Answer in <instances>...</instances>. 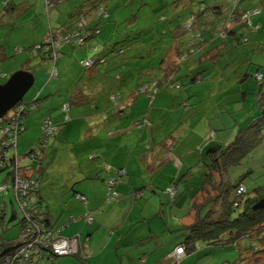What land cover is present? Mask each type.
Listing matches in <instances>:
<instances>
[{
	"label": "crops",
	"instance_id": "1",
	"mask_svg": "<svg viewBox=\"0 0 264 264\" xmlns=\"http://www.w3.org/2000/svg\"><path fill=\"white\" fill-rule=\"evenodd\" d=\"M40 1L42 9L48 10L49 20L51 15H56L55 22L57 26L52 31L62 26L70 30L74 29L75 15L80 10V5H82L84 0H71L65 5L50 4L49 7H46L42 0ZM115 1L112 0L110 6ZM234 1L238 2V5H244L247 0H233L232 2ZM20 2L21 5L17 10L19 12L20 8L23 12H17V17H20V14H23L33 5V1L29 0H20ZM129 2L130 4L132 2L137 4L136 0H130ZM225 2L228 6L232 5V3H227L228 1ZM262 5L263 3H261L260 7H257L259 12L261 7H263ZM168 7H174V11H176L172 16L177 15V12L181 10V15H183L181 17H187L188 10L185 9L186 6L179 3L178 5H174L172 1L171 4L170 2L165 3L162 10L166 11ZM216 8L222 13L219 4ZM54 9L56 11H53ZM236 9L238 8L233 7L234 12ZM245 9L247 10L249 8ZM108 11L110 13L108 19L111 17L118 21L115 5L108 9ZM226 15L224 16L225 19ZM62 16H64V22L59 23ZM220 17L216 16L214 12H211L206 18H202L203 21L201 24L204 29V45H202L197 53L201 56L198 62L201 63V61L208 60L213 64L210 66L199 65L194 67V64L189 63L186 67L188 68L187 73L192 84L202 80L203 75L201 73L206 70L214 69V71H220L219 74L223 77L224 71L218 67H222L225 70L232 68L228 63L222 62L226 58L224 56L225 51L235 47V44L240 45L247 42L244 41L245 38L242 35H239V30L242 29V26L237 23L231 24L227 32L224 35L222 34L223 36H218L225 27L224 25L222 27L223 20ZM251 17L250 25L248 26L254 25ZM112 21L110 19L106 23L99 24V33L91 38L89 37L82 46H79L82 48L77 52L74 51V45H65V47H62L60 59L57 58L55 61L56 64L54 63V66L59 65V70L55 68L57 72L56 79L61 74H65V60L64 62L62 61L65 53H71V55L79 53L80 57L75 56L77 63H74V69H79L80 71L79 61L91 57L94 54H97L95 56L96 58L106 56V61L108 63L112 62L109 59L114 57L110 58L111 54L108 55V53L112 51V47L115 48L113 46L115 44L113 42L114 39L121 38L118 31L119 28H117L118 24ZM172 23V20H169L167 29H172ZM258 23L255 25H258L256 30L260 27ZM95 24V22H90L91 26ZM150 25H153V22ZM231 28H233L232 30L235 33H229V29ZM239 36L242 37L243 43L235 40ZM162 37L164 39L159 38L153 32L144 39L138 36V41L133 40L135 44L133 45L131 43L133 46L130 47V50L133 49L134 52H137L135 48H137L136 45L138 44L141 47L144 45L146 47L152 46L153 51L158 52V63H156V60L154 63L145 60L149 57L147 55L148 52H137L134 55H139L138 58L143 60L141 63L136 62L135 68L131 69L135 75L132 79V81L134 80L132 83L134 87H138L142 83H144L145 87L147 86L145 84L150 83V89L153 86L152 81L159 82L158 92L151 99L144 97V94L148 95L147 92L149 89H147L145 93L135 92L128 95L124 103L117 102L114 104L116 98H114L113 90L109 91L110 88H107L106 85L102 86L101 83H98L100 76L103 75L101 68L105 66L104 64L89 71L90 74L86 76V79L83 77L86 81H81L79 84H71L70 77L75 72L67 70L66 74L70 73V76L65 79L63 86L58 83L51 86V88H46L48 84L38 87L36 91V95H38V107L35 111H32L33 113L31 115H27L23 119V130L16 138L15 154L20 161L19 150L24 152L22 154L23 157L27 156L29 150L41 135V125L44 118L49 119L51 125L55 127V131L47 139L46 147L42 151L40 163H35L37 166L35 165L31 166L30 169H25L20 167L19 161V173L25 179L38 181L39 189L30 195L32 200H39L37 210L44 215L51 228L59 230L60 237H76L79 241L78 252L85 257L80 258L75 256L76 258L73 257L74 259L68 258V261H58L57 259L60 257L50 260L49 255L46 254V260L43 264H78V262L80 264L81 262L82 264H95L94 261L96 259H98V264H148V261L150 264H175L169 256L173 249L184 241V237L187 235L185 227L193 222L194 216L190 210V205L192 197L196 193L198 185L203 178L201 173L205 171L204 163L207 158L206 152L204 153V151H207L213 142L225 143L227 140H225L223 135L217 138V130H215L213 138H206L205 146L202 148V145H200L202 138L198 135V132L201 131L198 130L193 133L192 138L195 137V139L191 141L195 146L189 148L188 144L185 146L184 136L188 137L186 132L190 124L188 126L183 125V132L175 134L170 129H167L169 127L168 122L159 120L161 115H153L155 112L153 104L161 101V98L166 97L162 95L157 99V94L161 90L167 91L168 96L179 97L181 99V103L179 102L180 105L182 102L188 100V103L196 100L193 105L199 104L201 106V102L203 101L202 98H199L194 93L188 94L187 96L182 94L180 90L175 92L172 87L173 84L170 81L168 82V76L171 81H175L178 80L177 75L179 76L182 73V71L180 72L182 69L180 63L178 67L175 66L177 64V49H184L185 37L181 35L176 40L174 36L166 32ZM41 38L29 42L27 44L29 45L28 47L42 40ZM218 40H221L219 44L217 43ZM117 41L115 42L117 43ZM224 47L225 50H223ZM65 49L66 51L64 52L63 50ZM35 54L41 65L46 63L49 66L50 61L48 59L41 57L37 53ZM30 58L29 56L26 57L25 62L30 61ZM228 58L233 65H236V63L232 62L231 56ZM245 59L246 55L244 54L240 58L239 64L242 65ZM242 68L243 66H240L239 69ZM21 70L27 71L23 68ZM233 70V74H236L234 78H237V81L243 82L248 78L246 74L248 75L249 70L244 75L242 74L244 76L242 80L237 77L238 72L236 71H238V68L233 67ZM50 71L48 76L51 81L54 78L50 77ZM199 72L200 76L198 75ZM195 75L200 77L198 81L193 80ZM181 76L185 77L183 74ZM262 79H264V76ZM262 85H264L263 82ZM182 87L184 90L187 88V85H182ZM100 89L108 91L107 99L111 103L109 108L105 105L106 103L96 101L98 95L93 94V92L94 90ZM205 90H207V87H205ZM170 91H174V93H169ZM56 96L58 98L63 97V100L55 101L54 97ZM245 96L246 94L242 92L240 95L242 101ZM102 100L103 98L100 101ZM88 105L89 107H87ZM63 106L68 107L67 112L62 111ZM197 108L198 106L190 109L189 114L192 115L191 117L195 113L193 110L196 111ZM65 116L67 117L66 121ZM254 116L251 117L253 118ZM250 118L249 120L252 119ZM51 138L52 141L50 140ZM50 143L51 146H49ZM197 146H200V149H196L195 147ZM48 149L50 150L49 152H47ZM61 153L65 159L64 164L71 175L70 178L63 181L62 185L59 183V180L53 178L52 174H47L50 168H52L50 166L54 164L55 159ZM65 155L66 157H64ZM92 155L93 157L91 158ZM60 163L58 162V164ZM121 169L126 173L123 176H119V170ZM197 172L200 174L196 175ZM193 175L196 176L192 177ZM110 177L118 178V184L115 186L118 197L116 195L117 202L114 205L106 206V201L108 200L106 196V181ZM180 183L188 184L185 189H182L179 195L178 185ZM3 184L8 185V187L12 186L11 178L6 177ZM170 185H174L177 191L174 199H170L165 193L166 188ZM8 190L12 189L9 187L5 191ZM158 191L162 194L159 195ZM77 195L84 196L86 203L84 204L79 201ZM181 198L184 204H181ZM143 199L145 205L138 207V210L133 213L135 209L134 204L136 203L139 206L138 202ZM128 202L130 207L121 223L120 227L122 228L117 229L120 227L115 225L116 220L121 218L123 212L116 216L114 210L123 204V208L127 207ZM148 203H151L152 210L146 214L145 209ZM113 213L114 215L110 219ZM70 216H73L75 220L78 217L77 222H70ZM82 217H89L91 221L81 224L78 220ZM72 222H76L73 224L74 227L68 228L67 226ZM19 231L20 229H18L15 238L18 236ZM3 238L4 236L0 235V240L3 241L1 245L15 241V238L11 240ZM84 239H87V249L82 247ZM105 240L110 242L105 243ZM110 245L114 248L116 258L109 256V260H106L105 255H107V249ZM95 252L99 256L94 257L91 263L88 259ZM108 255H111V253ZM188 256L189 254H186L179 262L188 261L190 258Z\"/></svg>",
	"mask_w": 264,
	"mask_h": 264
},
{
	"label": "rangeland",
	"instance_id": "2",
	"mask_svg": "<svg viewBox=\"0 0 264 264\" xmlns=\"http://www.w3.org/2000/svg\"><path fill=\"white\" fill-rule=\"evenodd\" d=\"M7 1L8 0H0V12L3 10V4ZM29 1H33L32 2L33 5L29 7L28 10H26L23 14H20V17H17L16 16L17 14L16 15L2 14V16L0 17V45L4 46V54L7 55L4 58V60L0 62V84L4 83L9 76L20 71L22 68L32 73L34 76V84L32 88L27 92V94L23 97L22 102L24 103H28L33 100V98L36 95V91L38 87H40V85L43 86L44 84H48L46 85V88H51V86L59 83L60 85L63 86V84L65 83L64 82L65 79L70 76L69 75L70 73L66 74L67 70L75 72V74L72 77H70L71 84L72 83L79 84L81 81H86L85 80L86 76L90 74L89 70L84 71L81 68L80 71L79 69H74V63L75 64L77 63L76 57H80L79 53L75 55H71V53L69 54L65 53V55L62 57V61L64 62L65 60L64 63L65 74L64 75L61 74V76L58 79L54 78L51 79L50 81L48 74L49 71L51 70L50 68L52 67L51 63H49V66L46 63L41 65V63H39L38 57L35 54V51L32 52L31 51L29 52V50L17 51V49H20L21 47L26 49L29 48L28 47L29 45H27L29 42H31L34 39L38 40L44 34L41 38L43 40L46 37V35H48L57 26L55 22L56 15H51L49 20L47 14L48 10L42 9V5H40L41 3L40 0H29ZM129 1L116 0L115 3L108 8L110 9L112 6L115 5V9L117 12L116 18L118 19L119 22L117 20L112 19L111 17L110 19L111 21L113 20L116 24H118L117 28H119L118 31L121 35V38L116 40L114 39L113 42L116 43L115 41L119 40L115 44V48L123 49L124 53L114 58L110 57L112 58L109 59L112 60V62L110 63L105 61L104 63L105 66L101 68L103 70V75L100 76V79L99 77H97L99 79V80L97 79L98 83H101L102 86L106 85L107 88H110L109 91L113 90L114 92L113 94L115 96L114 98H116L114 104H116L117 102L124 103L125 98L128 95L140 90L139 88L141 86L134 87L132 85L134 81V80L132 81V79L135 75L133 74L131 69L135 68L136 62L141 63L143 59L138 58L139 55H134V54H136L139 51L141 52L146 51L148 52L147 55H149V57L146 58L145 60L149 61L150 63H154L155 60L156 63H158L159 60L157 59L159 58L157 57L158 52L153 51L152 46L146 47L144 45L141 47V45L138 44L136 45L137 48H135L137 49V52H134L133 49L130 50V47L133 46L135 42L133 43V45H131V43H127L126 41H128L129 38H133L136 32L141 33L147 29H149L150 31L152 30V32L155 34L160 33L164 29L166 24V22H162V18L170 19L172 18V14L176 12L174 11V7L172 8L168 7L166 11L162 10L165 3L170 2L171 4L173 0H136L137 4L135 2H132V4H130ZM197 1H199V6L201 7V10L204 9V7L206 6L208 7V9H206L204 12L206 16L211 13L213 7L218 6V4L220 5V9L222 11V15H220L221 16L220 18L221 20H223L222 27L223 25H225L224 16L233 10V6L232 5L228 6L225 2L228 1L227 3H231L233 0H197ZM66 3L67 2H64V4L63 3L60 4L65 5ZM261 3H263L262 5L263 7H261L260 12L259 10H257L255 14L251 15L252 16L251 21L252 22L254 21V25L248 27H242V29L239 30L240 33L239 35H242V37L245 38V41L247 42L240 45L235 44V47H233L232 49L229 48L225 51L224 56L226 58L222 62L228 63L229 65L232 66V68H227L225 70L222 67H218L222 71H224L223 77L220 76L219 74L220 71L217 70L214 71V69L206 70L201 73L203 75V79L195 84H192L190 81V77L187 73L188 68L186 66H188L189 63L194 64V67H197L199 65L210 66L213 63H211L208 60L201 61V63H199L198 60L201 58L200 54L192 55L188 57L185 60V62L180 63V66L182 67L180 72L182 71V73L179 76L177 75L178 80H175V85L172 87L174 88L175 92H178L180 90L182 94L187 96L188 94H193V93L196 94L199 98L203 99V101L201 102V106L199 104L193 105V103L196 100L190 101V103H188L189 101L188 100L182 102V104L180 105L179 102L181 99H179V97L175 98L172 95L168 96V93L165 90H161L157 94L158 95L157 99H159L162 95H165L166 97L165 98L163 97L164 99L161 98L162 99L161 101H157L153 104V109L155 110L153 115L154 116L161 115L159 120L160 121L165 120L166 123L168 122L167 124L169 127L167 129H170V131H172L175 134L176 133L179 134L183 132V125L188 126L190 124L186 132V134H188V137L184 136V143H186L185 146L187 144L189 148L195 146L194 143H192L191 141L195 139V137L192 138L193 133H195V131L197 132L198 130L201 131L198 132V135L201 136L202 138V141L200 142L202 148L205 146V141L207 140L206 138H210V137L211 139L213 138V136L215 135L214 132L215 130H217L216 131L217 138H220V135H223L225 140H227L225 142H229L234 137L236 131L239 128L246 125L249 122L248 121L249 118L256 114L258 110L257 93L260 90L259 84L261 82H263L264 84V79H262L263 81L258 82L254 77L257 70L258 73L264 76V0H247L246 4L244 5L242 4L238 6L239 10H244V8H249L250 10H252L254 8L260 7ZM15 4L17 5L18 8L21 5V2H16ZM21 11L23 12V10H20L19 8L18 13H20ZM53 11L56 10L54 9ZM181 13H182L181 10L180 12H177L178 16L177 15L176 16L178 20H183V17H181L183 15H181ZM110 19L108 21H110ZM62 22H64V16H62L59 21V23ZM152 22H153V26H152L153 28L151 29V27H149L148 25H150ZM201 23H202V18L200 17L196 22V27L204 33V29H201ZM257 23L260 26L257 29L258 31L256 30L258 25L255 26ZM148 35H151V32L149 34H144V35L142 34L139 37L144 39L145 37H148ZM218 36H222V35H218ZM220 41L221 40H218L217 43L219 44ZM68 45H74V44H68ZM144 47H146L145 50H143ZM81 48L82 47L75 46L74 51L77 52ZM223 50H225V47ZM63 51L65 52L66 49ZM243 53L246 55V59L244 60V63L241 65L239 63H240V58L244 56ZM28 56L31 57L30 61L25 62L26 57ZM132 56L133 58H131ZM230 56L232 62L236 63V65H233L230 62L228 58ZM98 66L99 65L94 66V68H98ZM240 66H243V68L239 69ZM233 67L238 68V71L236 72H238L237 77L240 80L244 78L243 75L245 74V72H247V70H249L248 78L243 82L237 81V78H234L236 74L235 75L233 74L234 71ZM55 68L59 70V65L55 66ZM94 68H92L91 70H93ZM182 74L185 75V77H182L181 76ZM182 85H187V88L183 90ZM205 87H207V90H205ZM241 91L246 94L243 101L240 98V95L242 93ZM172 92L174 93V91H170L169 93ZM93 94L98 95L97 96L98 98L96 99L97 102H104L106 103L105 105L107 106V108H109L111 103H109L107 99L108 98L107 90L104 89L94 90ZM237 94H238V99H237ZM144 97L146 99L150 98L146 94H144ZM102 98L103 100L100 101ZM54 100L55 101L63 100V97L58 98V96H56L54 97ZM197 106H198L197 110L196 111L193 110V112L195 113L193 117H191L192 115L189 114L190 109H194ZM87 107H89V105ZM203 109L205 110L203 111ZM29 115H31V113ZM189 118L191 119L189 120ZM209 126L211 127L209 128ZM50 140L52 141V138ZM49 146H51V143L49 144ZM195 148L200 149V146H197ZM49 151L50 150L48 149L47 152ZM205 152L206 151H204V153ZM23 153H24L23 151L19 150V156L21 157V161L19 159L20 167H23L25 169H30L31 166H35L36 165L35 162H32L28 156H24V157L22 156ZM64 157H66V155ZM64 161L65 159L63 158L61 153V155H59V157L55 159L54 164L50 166L52 168H50V170L47 172V174L50 173L52 174L53 178L59 180V183L61 185L63 184V181L65 179L70 178L71 176L66 168V165L64 164ZM58 162L61 163L58 164ZM7 173L8 170L0 171V186L6 180ZM198 174L200 173L197 172L196 175ZM201 174L203 175L204 173L202 172ZM196 175H193L192 177H195ZM48 176L50 177V175ZM228 177L230 182L232 183L240 180L242 185L246 188L248 194L251 192L253 188L263 186L264 185V142L261 143L251 153V155L242 158L239 165L230 168L228 172ZM187 184L188 183L185 184L180 183L178 185L179 195L182 189H185L187 187ZM115 192L118 197V193L116 189ZM158 194L161 195L162 193L158 191ZM117 197L115 196L110 200L108 199L106 201V206L114 205V203L117 202ZM138 203L139 206L136 203L134 204L135 209L133 210V213H135L136 210H138V207L145 205L144 199ZM181 204H184L183 200ZM123 205L117 207L114 210L116 216L123 212L121 218H118L116 220L115 225L118 227L121 226L123 218L127 214L130 207L129 202L127 204V207L123 208ZM16 208L17 207L14 201L13 191L8 190L3 193L0 192V210H3V214L5 215L3 219L0 220V235L4 236L3 239L11 240L15 238V236L17 235L19 229L18 220L20 219V213ZM151 210H152L151 203H148L147 208L145 209L146 214L150 213ZM13 211L15 212L18 218L15 221L9 223L8 219ZM113 215L114 213L111 215L110 219L113 217ZM76 218L78 219V217ZM78 221L81 224L87 223L86 217L85 218L82 217L81 219L79 218ZM76 222H72L67 227L68 228L74 227L73 224ZM121 228L122 227L117 229H121ZM65 239H69V238H65ZM2 242L3 241L0 240V246ZM109 242L110 241L105 240V243H109ZM107 252H108L107 255H105L106 260L107 259L109 260L110 257L116 258V255L114 253V248L111 245L108 247ZM110 253L111 255H108ZM98 256H99L98 253L95 252L88 260H90V262L92 263L94 257H98ZM73 257L74 256H65V257L63 256L58 258L57 260L68 261V258L74 259ZM188 257H190L188 261H181L177 264H223L224 262L227 264H233L239 256L233 247H226L225 249H221L214 246L212 247V246L203 245L197 250L190 253ZM97 261L98 259L94 261L95 264H98ZM78 264H80V262H78ZM148 264H150L149 261Z\"/></svg>",
	"mask_w": 264,
	"mask_h": 264
},
{
	"label": "trees",
	"instance_id": "3",
	"mask_svg": "<svg viewBox=\"0 0 264 264\" xmlns=\"http://www.w3.org/2000/svg\"><path fill=\"white\" fill-rule=\"evenodd\" d=\"M42 1L46 7H49L50 4L56 5L71 0ZM16 2H20V0H8L7 2H5L3 4V10L0 12V17L2 16V14L16 15V13L18 12L17 5L15 4ZM111 2L112 0H84L82 5H80V10L75 15L73 30L62 26L59 29L51 31L50 34L46 35V37L48 36L49 38L54 40V43L50 44V47L47 48L46 52L43 48L45 45V38L27 49L21 47L17 50L35 51V53L50 61L52 47H54L55 44L59 45V48H55L57 50L56 52L60 54V56L62 47L65 45L74 44L77 47L82 46L86 42V40L89 39V37L91 38L92 36L99 33V24L106 23L107 20H109L108 17L110 13L108 11V8ZM173 3L174 5L179 3L183 6H186L185 9L188 10V15L187 17H184L183 20H178V15L176 16V14L170 19L162 18V22H166V24L162 32L158 33L157 35L161 39H164L162 35L165 32L169 35L174 36V39L176 40L178 36L183 35L185 37L186 41L183 44L184 49H177V64L175 67H178L179 63H183L188 57L197 54L202 45H204V33L196 27V22L200 17H207L204 12L206 9H208V7L206 6L201 10L199 1L197 0H173ZM231 3L234 8H238V6H240L238 5V2L234 1ZM247 11L251 10L236 9L235 12L233 10L229 12L225 19V27L219 34L224 35L230 25L234 23H237L242 27H248L246 21H244L242 18L243 14ZM211 12H214L218 17L222 14L216 7H213ZM169 20H172L173 22L171 30L170 28L167 29V23L169 22ZM91 21L95 22L96 24L91 26ZM152 26L153 25H150L149 27H151L152 29ZM201 29H203L202 24ZM232 29L233 28L229 29V33L233 32ZM143 32L144 34H149L150 32H152V30L150 31L149 29H147ZM143 32H136L135 36L133 38H129L126 42L133 43V40L138 41V36H141ZM69 35H77V37L65 40V38ZM81 38L84 39L83 42L78 43V39ZM235 40H237L239 43H243L241 36L236 37ZM115 44L113 46H115ZM112 48V51L108 53V55L111 54V57H116L124 53L123 49H115L114 47ZM96 55L97 54H94L91 57L85 58L91 59L94 63L89 71L94 68V66L104 64L106 61V56H100L96 58ZM6 56L7 55L4 54L3 46L0 45V62H2ZM82 69L84 71H88L84 68ZM256 73H258V71H256ZM198 75L200 76V72L198 73ZM199 76L195 75L193 80L198 81L200 79ZM246 76L248 75L246 74ZM169 81L171 82V84H173V86L175 85V81H171L168 76V82ZM261 81L262 79L259 82ZM152 83L153 86L150 89V83H148L145 84L147 85L145 86V91L140 92V90L144 87V83H142L140 85L141 87L139 88L140 90L138 89L139 91L137 92L145 93L146 90L149 89L147 93L150 97V92L155 89V95L158 92L159 82L152 81ZM259 88L260 90L257 93L258 110L256 115L251 120H249L246 125L236 131L231 141L225 143L213 142L206 151L207 160L204 163L205 171L203 174V178L198 185L196 193H194L192 197L190 205V210L194 216L193 222L185 227L187 235L184 241L178 245L183 247V255L179 258H174L172 256L175 248L178 247L176 246L169 256V258L175 264L179 263L183 256L192 253L203 245L212 247L214 246L221 249H225L226 247H233L239 256L233 264H264V207L259 209L254 208V205L259 200L264 198V185L253 188L248 194L246 188L242 185L240 180L232 183L230 182L228 177L230 168L239 165L242 158L251 155V153L261 143L264 142V86L262 85V82L259 84ZM154 95L152 96V98L154 97ZM32 101L37 104L38 95H36V97H34ZM20 103L27 104L22 101ZM30 113L33 112L28 111L27 113H25L23 115V119ZM2 140L3 139L0 136V142ZM0 171L4 170H2V168L0 167ZM110 178L115 179L113 187L115 191V186L117 185L118 178ZM169 187H167L165 190L166 194V191ZM240 187L244 188V193L242 194L237 193ZM176 195L174 196V198L176 197ZM34 204L36 205V209H38L39 200H37L36 203L34 202ZM4 216L5 215L3 214V210H0V220L3 219ZM17 218V215L13 211L8 219V222L11 223ZM18 224L20 229V227L22 226V222H20V219L18 220ZM16 238L14 240H16ZM13 242L14 241H12V243ZM223 264L227 263L224 262Z\"/></svg>",
	"mask_w": 264,
	"mask_h": 264
},
{
	"label": "built area",
	"instance_id": "4",
	"mask_svg": "<svg viewBox=\"0 0 264 264\" xmlns=\"http://www.w3.org/2000/svg\"><path fill=\"white\" fill-rule=\"evenodd\" d=\"M256 12L257 9H254L243 14L242 18L246 21L247 25H250L249 19L251 15ZM76 37L77 35H69L65 38V40ZM83 40L84 39L82 38L78 39V43L83 42ZM44 41L45 45L42 47L46 52L47 48L50 47V44L54 43V40L47 36ZM55 47L59 48V45L55 44V46L52 47L50 61L53 64V67L50 71L51 78H55L57 76L54 63L56 59L60 57V54L56 52L57 50ZM79 64L86 70H89L94 65L91 59H84L80 61ZM254 77L259 82L262 79V74L256 73ZM143 91H145V87L140 90V92ZM155 92V89L150 92L151 98ZM36 108L37 104L33 101L27 104L17 103L10 111L7 112L8 114L0 119V136L3 139L0 142V167L4 171L8 170L7 178H11L12 182V186L9 187L13 191L15 205L20 213V222H22L19 234L13 242L19 246H17L11 254L4 258L3 264H43L46 260L45 254L49 255L50 260L62 256H77L85 258L78 252V239L76 237L69 239L60 237L59 230L51 228L44 215L36 209L34 202L36 203L37 199H35V201L32 200L30 195L33 192H37L39 189L38 181L25 179L20 176L19 173V158L15 154L16 138L23 130V115L28 111L35 110ZM67 110V106L62 107V111L67 112ZM66 120L67 117L65 116V121ZM54 131L55 127L51 125L49 119L44 118L41 125V135L27 154L32 162L39 163L41 153L46 147L47 139L54 133ZM92 157L93 155L91 158ZM125 174L126 173L123 169L119 170V176H123ZM114 183V178H110L107 181L106 196L109 200L116 196V192L113 189ZM9 187L8 185L2 184L0 186V192H4ZM166 192L170 199H173L176 195V189L174 186H170ZM237 193H244V188L240 187ZM77 198L79 201L86 203L84 196L77 195ZM86 220L89 223L91 218L86 217ZM69 221H75V218L70 216ZM87 244V239H84L82 247L87 249ZM183 251V247L178 246L175 248L172 256L174 258H179L183 255Z\"/></svg>",
	"mask_w": 264,
	"mask_h": 264
},
{
	"label": "water",
	"instance_id": "5",
	"mask_svg": "<svg viewBox=\"0 0 264 264\" xmlns=\"http://www.w3.org/2000/svg\"><path fill=\"white\" fill-rule=\"evenodd\" d=\"M33 84V74L23 70L12 74L4 83L0 84V119H2L17 103L22 101ZM263 207L264 198L254 205L256 209ZM17 246L19 245L14 243H3L0 246V264H3L4 258L11 254Z\"/></svg>",
	"mask_w": 264,
	"mask_h": 264
},
{
	"label": "bare ground",
	"instance_id": "6",
	"mask_svg": "<svg viewBox=\"0 0 264 264\" xmlns=\"http://www.w3.org/2000/svg\"><path fill=\"white\" fill-rule=\"evenodd\" d=\"M6 114H7V113H6ZM6 114H5V115H6ZM5 115H4V116H5Z\"/></svg>",
	"mask_w": 264,
	"mask_h": 264
},
{
	"label": "flooded vegetation",
	"instance_id": "7",
	"mask_svg": "<svg viewBox=\"0 0 264 264\" xmlns=\"http://www.w3.org/2000/svg\"><path fill=\"white\" fill-rule=\"evenodd\" d=\"M1 250V249H0Z\"/></svg>",
	"mask_w": 264,
	"mask_h": 264
}]
</instances>
